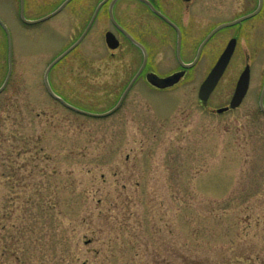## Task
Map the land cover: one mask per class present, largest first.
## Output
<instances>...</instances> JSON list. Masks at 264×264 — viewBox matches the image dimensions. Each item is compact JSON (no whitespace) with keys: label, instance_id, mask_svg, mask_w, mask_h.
I'll return each mask as SVG.
<instances>
[{"label":"rangeland","instance_id":"374dc122","mask_svg":"<svg viewBox=\"0 0 264 264\" xmlns=\"http://www.w3.org/2000/svg\"><path fill=\"white\" fill-rule=\"evenodd\" d=\"M7 1L0 19L11 34L13 72L0 93V264H264V5L243 24L207 105L199 88L235 28L210 40L173 88L158 90L141 80L116 112L92 117L50 96L44 75L55 58L51 38L43 37L42 48L37 31L23 27L18 0ZM62 1L31 3L26 17L46 16ZM99 1L73 0L53 22L68 15L89 20ZM129 4L122 2L121 9ZM257 5L183 3L185 59L195 58L215 26ZM145 17L140 22L150 24L156 37L161 22ZM123 20L131 24L132 18L127 13ZM100 31L92 30L49 73L53 90L67 102L97 114L118 103L140 62L134 67L121 51L112 56ZM78 34L69 33L67 42ZM154 56L162 75L178 66L170 48L157 46ZM246 65L251 83L243 104L218 113ZM8 67L0 27V87Z\"/></svg>","mask_w":264,"mask_h":264},{"label":"flooded vegetation","instance_id":"af4514ba","mask_svg":"<svg viewBox=\"0 0 264 264\" xmlns=\"http://www.w3.org/2000/svg\"><path fill=\"white\" fill-rule=\"evenodd\" d=\"M41 1L46 2L47 0H41ZM64 1L65 0H63L52 12L57 10L62 5V3ZM104 1H105V3L100 8L95 19H93L95 11L97 10L98 6L101 3H103ZM124 1L130 3L129 4L130 9L129 10L121 9V3ZM176 1L178 4L177 7L175 9H172V8L168 9L167 6H165L161 3V0H144V1L143 0H100L89 20H85L78 15H75V16H73V15L69 16L68 15V16L62 17V19H60V21H58V22H53L56 18L60 17L61 13L64 10H66V8H68L67 7L68 5H67L60 13L50 17L49 19H47L45 21H41V22H38L35 24H28L22 19L21 8H22V6H24V16L27 20L38 21L39 19H41L45 16L40 17V18H27L26 17V8L29 7V5L31 3H39V0H18V3L20 6V18L22 20L23 27L34 29L37 31L36 35H38L41 38V41H42L41 47L42 48L45 47V46H43V37H45V38L50 37L51 38L50 42L53 44L51 47H52V50L55 51V53H53V54H55V56H54L55 58H53L51 60L49 65L58 56L64 54L70 48H72L74 45H76L80 41V39L82 38L84 33L88 30L85 37L69 53H67L61 60H59L53 66L52 70L55 69L56 67L60 66L62 63H64L68 59V57H70L81 46H83V44L88 40V37H89L90 33L92 32V30H94L96 27L100 26V30H101L100 31V33H101L100 41L102 42L103 47L105 46L107 48V51H109L112 56L115 57V56L121 54V52H123L122 56L125 59L128 58L129 61H131V65H135L134 67H136L137 62L140 61L139 67L137 69L135 68V73L132 76V78L130 79L129 83L127 84V87H128V85H130L131 81L137 76V74L141 71L139 76L137 77L135 83L133 84L132 88L141 80H145L146 83L149 86H151V88H156V87L152 86L150 83H148V81H147V75L149 73H155L161 77H167V76H170L176 72L185 71V75H184V77H185L187 75L188 71H190L194 67H192L190 69H184L181 62L184 64L193 63L196 60L197 55H198V51L202 45V42L204 41L203 40L199 44L195 58L192 61H187L185 59V56H184L185 55L184 49L186 47V44H188L189 42L187 41V34L185 32V25L181 19L180 13L181 12L183 13V10H184L183 9V3H185L188 6L192 2V0L188 1V2L185 0H176ZM7 3H8L7 0H0V6L6 5ZM137 4H139V6H140L139 12L137 10V7L135 6ZM256 9H257V7L255 9L247 12V13L240 15L239 17L235 18L234 20H236L242 16H245L249 13H252ZM261 11H260V13H261ZM127 13H129V15L132 18L131 24H127L123 20V17H125V15ZM158 13H160L165 18L162 17ZM143 15H145L147 17L148 16L149 17L154 16L158 21L161 22L162 26L160 25L161 26L160 31H157L155 33L156 37H152L151 29H153V27L150 24H148L146 22H144V23L140 22L139 19L142 18ZM258 15H259V13L256 16H254L248 20L256 18ZM147 17H145V19ZM234 20H231V21H234ZM245 22H247V20L242 21L240 23H237L234 26L221 29L210 40H212L214 37H216L218 34H220V32H223L222 30H227V28H229V29L235 28L236 31H235V33H233V35L231 36L229 41L232 39L236 40V50H237L238 44L240 43L239 42V39H240L239 32H240V30H242V26ZM224 23H226V22H224ZM216 27L217 26H215L212 30H214ZM72 32H76L79 34L74 40L71 39L72 42L70 43V41H69V43H70L69 44L67 42L69 40L67 38V35H69V33H72ZM109 32L112 33L115 36L116 40L119 42V45L116 49H112L111 47H109V45L107 43L106 36H107V33H109ZM22 40H23L22 52H23V51H25L26 45H27V42H25L26 39H25L24 35H22ZM210 40H209V42H210ZM228 42H227V44H228ZM208 43L204 46L198 62L200 61L202 54H203V51H204L205 47L208 45ZM227 44H226V46H227ZM160 45H162L163 47L171 49L173 56H174V61L178 65L175 70L170 71V72L163 74V75L157 71L158 70L157 69L158 62H155V60H154V58H155L154 48H156L157 46H160ZM226 46H225V48H226ZM236 50H235V52H236ZM198 62H197V64H198ZM183 78L181 80H183ZM51 87L53 89L54 86L51 84ZM126 88H125V90H126ZM156 89H158V88H156ZM262 89H263V87H262ZM125 90L123 91V93L125 92ZM54 92L58 96L62 97L55 90H54ZM259 100H260V98H259ZM229 105H230V102H229L228 106ZM259 109H260V112L264 115V110L261 109L260 103H259ZM228 111H231V109H229Z\"/></svg>","mask_w":264,"mask_h":264},{"label":"water","instance_id":"95a60500","mask_svg":"<svg viewBox=\"0 0 264 264\" xmlns=\"http://www.w3.org/2000/svg\"><path fill=\"white\" fill-rule=\"evenodd\" d=\"M71 0H66L55 12L51 13L50 15L39 19L38 21H29L25 18L24 16V6H22L21 8V17L22 19L28 23V24H35L41 21H45L47 19H49L50 17L58 14L59 12L62 11L63 8H65L67 6V4L70 2ZM144 1V0H143ZM185 1H191V0H185ZM105 3V1L103 3H101L95 14H94V18L96 17V15L98 14L100 8L102 7V5ZM263 7V0H259V6L257 8V10L249 15L243 16L235 21L229 22V23H224L219 25L216 29H214L210 35L206 38V40L202 43L199 51H198V55L196 60L191 63V64H184L181 62L182 66L184 67V69H190L192 68L199 60L202 49L204 48L205 44L208 42V40L218 31H220L223 28L226 27H230L233 26L237 23H240L242 21H245L247 19H250L251 17L257 15L261 9ZM160 14V13H158ZM161 15V14H160ZM162 16V15H161ZM164 17V16H162ZM165 18V17H164ZM0 24L2 25V27L5 29L7 36H8V41H9V55H8V63H9V67H8V74L7 77L3 83V85L0 87V93H2L5 88L7 87L9 80L11 78L12 75V71H13V62H12V41H11V34L10 31L8 29V27L6 26V24L0 19ZM89 29V28H88ZM88 31V30H87ZM87 31L84 33V35L82 36V38L80 39V41L85 37V35L87 34ZM107 43L109 45V47H111L112 49H116L119 45V42L116 40L115 36L112 33H107ZM79 41V42H80ZM78 42V43H79ZM77 43V44H78ZM76 44V45H77ZM76 45H74L72 48H70L67 52H65L63 55H61L60 57H58L48 68V70L46 71L45 74V84L46 87L49 91V93L56 98L57 100H59L63 105H65L66 107L88 115V116H92V117H106L112 113H114L123 103L126 94L128 93V91L130 90V88L132 87V85L134 84V82L136 81L137 77L139 76L140 72L137 74V76L133 79V81L131 82V84L129 85V87L126 89V91L124 92L123 96L121 97L120 101L118 102V104L111 109L108 112L105 113H101V114H96V113H91V112H86L83 110H80L70 104H68L66 101H64L62 98L58 97L57 95H55V93L53 92V90L50 87L49 81H48V75L49 72L51 70V68L55 65V63H57L61 58H63L67 53H69ZM236 49V40L232 39L227 47L225 48V50L223 51V53L221 54V56L219 57L217 63L215 64V66L213 67V69L210 71L209 75L207 76V78L204 80V82L202 83L200 89H199V99L204 103L207 104L211 94L213 93V91L215 90V88L217 87L220 79L223 77L233 55ZM185 75V71H180V72H176L170 76L167 77H161L155 73H149L147 75V81L153 85L156 88L159 89H166V88H170L173 87L174 85L178 84L181 80V78ZM250 78H251V74H250V66L248 65L245 70L242 72L238 82H237V86L233 95V98L230 102V106L229 107H225V108H221L218 110L219 113H223L224 111H227L228 109H234L237 108L238 106H240V104L242 103L243 99L245 98L249 86H250ZM263 100H264V89L261 95V107L264 110V105H263Z\"/></svg>","mask_w":264,"mask_h":264}]
</instances>
